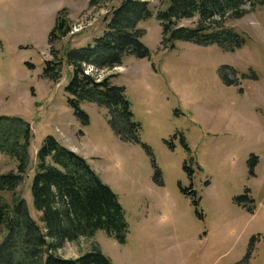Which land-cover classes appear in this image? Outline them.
Instances as JSON below:
<instances>
[{"label": "rangeland", "instance_id": "1", "mask_svg": "<svg viewBox=\"0 0 264 264\" xmlns=\"http://www.w3.org/2000/svg\"><path fill=\"white\" fill-rule=\"evenodd\" d=\"M122 1L91 7L90 0H0V116L20 117L31 128L28 171L14 193H2L4 202L12 207L15 197L25 198L39 223L31 184L37 152L53 136L76 147L114 189L129 226L125 244L98 231L66 242L57 255L76 259L97 247L112 264H239L247 256L245 264H264V5L223 20L245 37L230 53L189 42L165 49L156 12L169 4L147 0L153 15L139 28L149 58L87 70L98 81L114 75L111 84L125 89L140 125L138 142H131L97 103H81L83 124L66 91L73 75L67 53L101 37ZM60 12L71 32L51 43ZM48 61H62L60 79L44 77ZM16 171L17 161L0 150V175ZM241 196L248 200L239 204ZM5 234L0 227V241Z\"/></svg>", "mask_w": 264, "mask_h": 264}, {"label": "trees", "instance_id": "2", "mask_svg": "<svg viewBox=\"0 0 264 264\" xmlns=\"http://www.w3.org/2000/svg\"><path fill=\"white\" fill-rule=\"evenodd\" d=\"M107 0H90L91 7H100ZM169 4L156 12L162 27L161 45L174 49L177 42L199 46L218 45L233 53L245 44V37L225 28L228 17L242 18L264 0H158ZM248 5L249 9H245ZM147 0H123L116 7L103 35L86 47L67 53V63L73 70L66 88L69 104L83 124L88 115L81 103L93 102L109 109L115 131L124 139L138 142L140 125L133 121L130 103L123 87L111 84L114 75L98 81L88 68L112 71L123 65L128 56L149 58L150 52L142 43L144 30L141 21L152 17ZM198 18L194 28L182 26L183 20ZM71 28L62 13H58L50 42L66 37ZM1 44V43H0ZM54 58L57 57L53 50ZM62 61L45 63L43 75L58 80ZM33 68V65L30 67ZM226 80L225 69L221 72ZM31 139L30 124L20 117L0 116V150L17 161V171L0 175V227L6 234L0 241V264H112L101 249L95 247L76 259L57 255L66 242L81 237L94 238L98 231L119 244H125L129 226L117 194L103 182L87 159L47 136L37 152V165L31 184L34 210L40 214L39 223L31 215L25 198L15 197L12 207L3 199V192L14 193L28 171V147ZM255 157L249 162V173L254 175ZM192 195L193 192H190ZM237 202L248 200L238 197ZM248 256L242 263L245 264Z\"/></svg>", "mask_w": 264, "mask_h": 264}, {"label": "crops", "instance_id": "3", "mask_svg": "<svg viewBox=\"0 0 264 264\" xmlns=\"http://www.w3.org/2000/svg\"><path fill=\"white\" fill-rule=\"evenodd\" d=\"M62 144H64L66 147H69L67 146L65 143H63L62 141ZM69 149H72L73 151H75L76 153L79 152L78 149L76 147H73V146H70ZM80 155V154H79ZM89 162V161H88ZM90 163V162H89ZM91 165V164H90ZM92 166V165H91ZM93 168V167H92ZM94 169V168H93ZM95 170V169H94ZM97 172V171H96ZM98 173V172H97ZM100 176V175H99ZM101 177V176H100ZM101 179L103 180V178L101 177ZM104 183H106L104 180H103ZM107 184V183H106ZM109 185V184H107ZM110 186V185H109ZM111 187V186H110ZM111 189L114 191V189L111 187ZM115 192V191H114ZM116 193V192H115ZM117 194V193H116ZM118 196V195H117ZM96 237V236H95Z\"/></svg>", "mask_w": 264, "mask_h": 264}]
</instances>
